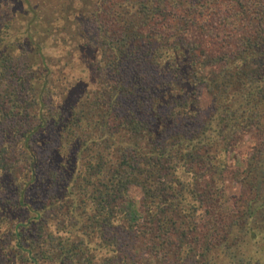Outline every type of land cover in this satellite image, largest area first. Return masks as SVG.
<instances>
[{
	"label": "trees",
	"instance_id": "trees-1",
	"mask_svg": "<svg viewBox=\"0 0 264 264\" xmlns=\"http://www.w3.org/2000/svg\"><path fill=\"white\" fill-rule=\"evenodd\" d=\"M0 264H264V0H0Z\"/></svg>",
	"mask_w": 264,
	"mask_h": 264
},
{
	"label": "rangeland",
	"instance_id": "rangeland-1",
	"mask_svg": "<svg viewBox=\"0 0 264 264\" xmlns=\"http://www.w3.org/2000/svg\"><path fill=\"white\" fill-rule=\"evenodd\" d=\"M129 198L133 202L136 201L140 205L141 199H142L141 190L139 188H132L130 193H129Z\"/></svg>",
	"mask_w": 264,
	"mask_h": 264
}]
</instances>
